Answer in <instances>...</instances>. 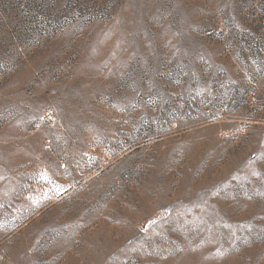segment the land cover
<instances>
[{"label": "rangeland", "instance_id": "374dc122", "mask_svg": "<svg viewBox=\"0 0 264 264\" xmlns=\"http://www.w3.org/2000/svg\"><path fill=\"white\" fill-rule=\"evenodd\" d=\"M0 264H264V0H0Z\"/></svg>", "mask_w": 264, "mask_h": 264}]
</instances>
